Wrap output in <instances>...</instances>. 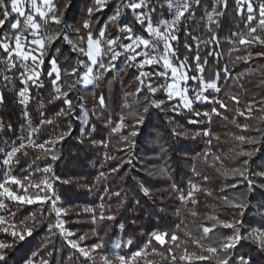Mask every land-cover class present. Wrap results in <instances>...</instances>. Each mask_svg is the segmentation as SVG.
I'll return each mask as SVG.
<instances>
[{
    "label": "trees",
    "instance_id": "1",
    "mask_svg": "<svg viewBox=\"0 0 264 264\" xmlns=\"http://www.w3.org/2000/svg\"><path fill=\"white\" fill-rule=\"evenodd\" d=\"M165 2L150 0L152 4ZM117 3H109L113 9L109 14L97 10L95 0H56L54 7L61 23L41 22L46 37H60L47 40L43 64L38 69V83L43 87H29L25 105L17 95L24 87L17 78L19 67L6 73L12 77L11 83L0 82V182L7 173L3 163L7 154L22 149L11 162L10 172L23 186H29L33 181L39 183L44 176L42 170L50 168L45 175H51L58 195L56 208L64 213L56 215L52 199L43 204L6 201V210L0 214L11 219L15 228L0 226V244L8 246L0 249L5 257L0 264H104L103 257L116 264L114 245L119 242L123 245L121 254L132 259V264H221L229 256V264H239L241 257L250 264H264V236L260 235L264 233V75L252 73L264 68V46L254 41V46L241 45L238 36L233 35L250 39L247 15L237 16L234 0H228L225 15L215 18L217 27L206 18L213 0H200L194 18L180 24L178 40L172 47L180 61L187 58L192 69L189 75H197L193 57L198 54L202 62L207 61L202 65L204 79L210 80L216 73L220 78L219 91L209 96L213 103L200 102L192 111H179L173 108L177 101L166 94L165 79L156 76L161 71L159 66L145 67L149 76L143 85L137 79L138 72L124 66L116 75L112 71L103 73L89 87L81 88L80 82L73 84L80 80L82 71L77 68L79 54L73 45L86 48L85 41L91 35L108 50L107 42L120 38L118 21L109 23ZM89 10L94 14L89 15ZM152 18L157 25L162 19L170 21L172 16L167 8H157ZM16 19L13 16L10 22ZM10 22L0 29V35H12ZM127 23L149 37L135 24L133 16ZM255 24L253 21L252 26ZM66 27L70 29L71 44L63 38ZM209 27L213 32L208 31ZM100 31H104L103 38L99 37ZM185 33L196 37V42ZM212 35L216 41L204 43ZM255 35L264 40V31L258 29ZM196 43H200L199 48ZM5 58L0 51V60ZM51 60L60 71L61 93L53 87L55 76L48 75ZM84 61L90 65L87 58ZM102 63L109 64L108 55ZM0 71H4L3 64ZM71 71L76 75H65ZM148 82L156 89L155 94L145 86ZM65 92L67 95H62ZM57 95L61 99H56ZM101 96L103 108L97 103ZM65 100L71 102V109ZM217 100L227 111L215 103ZM153 102L159 106L152 108ZM214 109L219 116L212 115ZM102 111L109 114V120L104 119ZM194 113L209 115L192 124L190 120H197ZM132 132L137 135L132 136ZM91 174L95 177L89 178ZM249 184L254 185L251 191ZM192 186L199 191H193ZM145 190L148 195H144ZM182 197L188 211L182 208ZM232 203L243 207H230ZM61 218L65 230L74 234L72 240L82 249L97 248L91 251V258L86 259L66 244L57 227ZM228 223L237 225L236 231L247 239L223 252L220 249L224 243L236 235L233 229L220 226ZM205 228L212 231L205 235ZM13 231L24 234V239L14 237ZM28 231L31 235L26 234ZM156 234H167L163 247L153 239ZM173 235L178 237L175 243L170 241ZM208 248H215L216 255L212 256Z\"/></svg>",
    "mask_w": 264,
    "mask_h": 264
},
{
    "label": "snow or ice",
    "instance_id": "2",
    "mask_svg": "<svg viewBox=\"0 0 264 264\" xmlns=\"http://www.w3.org/2000/svg\"><path fill=\"white\" fill-rule=\"evenodd\" d=\"M112 0H95V4L98 6L97 10H102L103 6L107 3H111ZM236 4V15L243 16L247 14V24L246 27L248 28V36L250 39H245L243 36H239L237 33H233V35L238 36L239 42L241 45H253V41L255 44L264 46V40L260 37L256 36L255 33L258 29L264 31V0H260L256 7H253L254 0H234ZM39 4L43 5V8L38 6V0H10V2H6V0H0V29L4 28L6 22H10L13 16L18 17L14 22H10V27L13 30L11 36L8 35H0V51L6 54V58L0 60V64L4 65V71H0V82H7L11 83L12 77L6 75L7 72H13L17 67L21 69L20 76L17 77L20 80V83L24 85L23 89L18 92V97L20 98L21 103L27 105L28 103V96L29 92L28 89L31 86H35L37 88L43 87L42 83H38L40 81L41 73L38 71L43 64V50L45 48L44 40L52 41L53 39H59L60 37H45L44 40L38 37V33L41 31V25L36 21L38 17L39 20L44 21L45 24L51 22L54 24H60L61 19H58L56 16L57 9L53 6V0H39ZM200 6V0H166L165 3H157L152 4L150 0H120V2L116 5V12L110 18L109 23L117 21L121 16L122 12L125 10L131 11L132 14L135 16L136 22L142 25H145V31L149 37H152V42L147 39L142 38H134L131 35V29L124 27L121 28L120 31L126 33L124 38L129 40L131 43L128 45H118L122 47L123 53H128V59L133 62L134 66L138 69H144L146 66L151 67L154 64H160L164 68V73H157V76H162L166 79H170L172 83L166 86V94L169 99L176 98L177 96L181 100L182 104L185 107V110L192 111V104L199 103V102H206V103H213V101L207 100L204 97V92L206 91H219L217 82L219 81L220 74H214V77L210 80H205L203 77L204 67L203 64H206L207 61H201V57L197 54L193 57V64L195 65V71L197 73L196 76L189 77L187 75L188 72L192 71L191 68L188 67L187 58L183 61H180L177 58V53L173 49L172 45L177 42V32L179 31V26L181 23H184L189 18H194V9ZM68 4L65 5V9H67ZM228 7V0H213V8L211 13H206V18L209 24H215L218 27L216 17H222L225 15V11ZM157 8H167L169 10V15L173 18L170 21L167 20H160L156 26H154L151 22V16L156 13ZM89 15H93V10H89ZM62 17V13L60 14ZM253 21H256L255 26L253 25ZM85 28H88V24H84ZM105 27H107L105 25ZM23 28V31L21 29ZM164 29L165 31H161ZM208 31L211 33L213 29L211 27L208 28ZM27 33L33 39L29 40L25 35ZM188 35L194 42H196L197 38L191 36L190 33H185ZM99 37H104V31L99 32ZM67 40V37H64ZM217 37L215 35L211 36L210 41H204L206 44H211L215 42ZM68 43H72L71 41H67ZM87 47L76 49L75 45H73L74 50L81 52L84 56L88 58L91 62V66L87 68V75L83 76L82 79L84 81V86L89 87L94 85L95 80H99L102 78L103 73L112 71L113 64L115 59L121 55L120 52H117L113 45H117V40H111L107 42V48L110 50L113 55L109 58V64L105 65L100 61V57L104 55V51L100 48V39H93L91 35H89L85 41ZM231 43V41H230ZM32 44L35 45V48H27V45ZM158 44L163 45V51L160 52L157 48ZM185 49L188 52L192 51V48L188 45H184ZM196 47H200V43H196ZM39 49L37 53L36 50ZM137 49H141L137 51ZM147 51H144V50ZM234 51H239L238 48H234ZM35 53V54H33ZM210 56L215 55V53L209 52ZM17 58L14 62L13 58ZM142 58V59H141ZM176 60V63H173V60ZM139 61V63H137ZM247 63V59L244 60ZM51 64V71L48 73L49 77L51 78L55 75V80L52 82L53 87L56 93H61V88L58 86V82L60 79V71L57 67L55 60L50 61ZM95 67H99L103 70L100 74H94L93 69ZM187 69V71H185ZM171 73V76H165L166 73ZM65 75L75 76V71L65 72ZM224 75L227 76V70H224ZM146 77V73L140 71L139 77ZM242 78V77H241ZM191 79L194 83L199 85V90H193L196 96V100L193 101L191 98L187 97L186 93L188 92L187 88H181V83L187 84L188 80ZM79 81H73V84L78 83ZM143 84V81H140ZM148 87L149 91L152 94H155L156 89H153L151 85H145ZM72 87V85H69ZM138 94V93H137ZM62 95L66 96L67 93H63ZM56 99H61V95H57ZM235 103H239L238 100L232 98ZM3 103V97L0 96V104ZM97 103L100 105L101 108L105 107L104 97H99ZM215 103L220 104V107L227 111L226 106L221 103L220 101H215ZM65 104L67 105L68 109H71V102L65 100ZM159 106V105H155ZM176 106H173L175 109ZM252 106H249L248 110H251ZM63 114V112L61 113ZM180 113L177 112V115ZM238 115H244L242 112H238ZM194 115L199 116L200 113H194ZM203 115L208 116V113H204ZM212 115L219 116L220 113L215 111L212 112ZM223 118V117H221ZM25 119H27V114H25ZM195 121H189V123H194ZM46 123H52L51 121H46ZM120 129L117 128L116 131ZM132 136H136V132L131 133ZM205 136L209 135V133L205 132ZM242 139V138H241ZM255 141H249V143H254ZM106 146V145H105ZM42 147V146H41ZM22 151V149H15L11 153L7 154V159L3 161L5 165H10L13 159L16 157L17 152ZM242 155H251L248 153H242ZM45 173L51 171L50 168H45L42 170ZM245 180L248 177L244 173H240ZM262 178H264V174H262ZM21 185V181L16 179H7L3 183H0V197H6L8 200H11L17 204H32V203H47L51 197L41 198L40 192L47 190L48 192L51 191V184L47 183V181L43 182V187L40 184L36 185H29L34 189H38L37 194L35 197L29 198L27 196H20L14 195L12 191H10L6 185ZM22 187L23 192L27 193L28 188ZM235 187V186H234ZM254 185L249 184V190L251 191ZM193 191H199L198 188L192 186ZM118 195V193H117ZM144 195H148V192L145 190ZM183 199V197H182ZM188 199H193L191 193H189ZM194 202V201H193ZM55 202H53L54 204ZM233 208H241L243 207L242 204L232 203L229 205ZM0 210H6V204L0 201ZM55 210V209H54ZM56 215L59 217L63 213L60 210H55ZM90 211V210H89ZM195 215V213H193ZM102 219H113V217H101ZM214 219V217H213ZM5 223L4 220L0 219V225ZM57 226L62 228V222L57 221ZM221 227L224 228H231L234 231L237 229V225L228 223V224H221ZM11 227L15 228V225H11ZM205 235L208 232L212 231V229L205 228L203 229ZM14 237H19L20 240L24 239V234L13 231L11 233ZM27 235H31V232L28 231ZM67 236L74 235L71 232L66 233ZM164 235H154L153 239L157 241L162 247L167 242L165 240ZM264 236V233L260 234ZM254 239H258V237L253 234ZM83 238H81L82 240ZM241 239H247V237H241L239 232L236 231V235L233 239L228 240L224 243V246L220 249V251L228 252L229 249L235 247L236 243H238ZM178 240V237L173 235L170 237V241L175 243ZM119 244L114 245V247H119ZM199 246V245H197ZM8 247L7 245L0 244V249ZM69 247L76 249V251L80 252L82 256L86 259L91 258L89 253L84 249L78 247L76 243L69 242ZM98 247H102L98 246ZM262 250H264V244L261 245ZM91 251H97V248H93ZM207 251L212 255L215 256L217 250L215 248H208ZM140 255V253H137ZM171 255V253H170ZM135 258V257H134ZM189 259L190 257H182V259ZM104 264H110L107 257L102 258ZM117 260L120 261V264H126V262L119 256L116 257ZM200 260L206 259V257H199ZM231 257H226L221 261V264H229V260ZM5 257L3 254H0V261H4ZM239 264H250V262L243 257L240 258Z\"/></svg>",
    "mask_w": 264,
    "mask_h": 264
},
{
    "label": "rangeland",
    "instance_id": "3",
    "mask_svg": "<svg viewBox=\"0 0 264 264\" xmlns=\"http://www.w3.org/2000/svg\"><path fill=\"white\" fill-rule=\"evenodd\" d=\"M55 1L56 0H53V6H54V3H55ZM120 2V0H118V3ZM260 2V0H254V3H253V7H256L257 5H258V3ZM117 3V4H118ZM38 6H40L41 8H43V5H40L39 4V0H38ZM103 9L104 10H107L108 12H109V14L110 13H112L113 12V9L112 8H110L109 7V3H107V4H105L104 6H103ZM115 12H116V9L114 10V14H115ZM129 12V11H128ZM113 14V15H114ZM247 15V14H246ZM130 16H132V13L130 12L129 13V15H128V18L130 17ZM133 20L135 21V24H137L140 28H142L144 31H145V29H144V27H142V26H140L139 25V23H137L136 22V20H135V18L133 17ZM36 21L41 25V20H39V18L37 17L36 18ZM118 21V29H119V26H120V20L118 19L117 20ZM44 22V21H43ZM129 25V24H128ZM129 28L132 30L131 31V35L134 37V38H142V39H147V40H149L150 42H152V37H146V36H144L143 34H140V33H138L137 32V30L134 28V27H130V25H129ZM21 31H23V28L21 29ZM25 35L27 36V38H29L30 37V35H28L27 33H25ZM39 33H38V37H39ZM126 35H128V34H126V33H123V34H120V38L119 39H123V37L124 36H126ZM9 36V35H8ZM119 39H117V41L119 40ZM114 46V45H113ZM27 48H35V45H33V46H31V45H27ZM80 48V47H79ZM100 48L104 51V55L102 56V57H100L99 59H100V61L102 62V60H103V58L105 57V56H107L108 55V57L110 56L109 54H110V52H109V50H107V49H104L103 47H102V45H101V43H100ZM157 48L159 49V51L160 52H162L163 51V45L162 44H158L157 45ZM74 49V48H73ZM76 51V50H75ZM36 52L38 53L39 52V49H37L36 50ZM78 54H79V59L77 60V68H81V72H80V80H79V84H80V86H81V88H84L85 86H84V81H83V79H82V77L83 76H86L88 73H87V68L89 67V66H91V62L88 60V62L90 63V65L89 66H87L86 65V63H85V61H84V58H87L86 56H83V54L81 53V52H79V51H76ZM15 58V57H14ZM17 58H15V60H16ZM88 59V58H87ZM142 59V58H141ZM79 60H82L83 61V64H82V66H80L79 64H78V61ZM137 63H139V61H137ZM152 66H159V67H161V71L160 72H157V73H164V68L160 65V64H154V65H152ZM58 67V66H57ZM124 67H127V68H129V69H133V70H135V71H137L138 72V77H139V73H140V71H143L144 73H146V77H140L139 78V82L142 80L143 81V84H144V82H145V80L148 78V74H147V71L145 70V68L144 69H138L137 67H135V66H132V67H128V66H124ZM99 70H100V68L99 67H95L94 69H93V71H94V74H99ZM119 71V70H118ZM185 71H187V69L185 70ZM113 72V71H112ZM156 73V74H157ZM252 73L254 74V75H257V76H262V75H264V68H259V69H255V70H253L252 71ZM114 75H116V74H114ZM187 75L189 76V77H191L190 75H189V72L187 73ZM55 76V75H54ZM157 76V75H156ZM165 76H171V73L169 72V73H166L165 74ZM138 77H137V79H138ZM157 77H162V76H157ZM193 77V76H192ZM162 78H164V77H162ZM165 79V83H164V86H165V90H166V86L168 85V84H170V83H172V81L170 80V79H166V78H164ZM97 80H95V82H96ZM94 82V83H95ZM141 84V83H140ZM143 84H141V85H143ZM197 83H194L191 79H189L188 80V82H187V84H183V83H181V85H180V87L181 88H187L188 89V92L186 93V95H187V97H189V98H191L193 101H195L196 100V96H195V93H194V89L195 90H199V88H196L195 87V85H196ZM148 85H150V83L148 82ZM59 86V85H58ZM60 87V86H59ZM150 92V91H149ZM215 92H217V91H211V90H209V91H206V92H204V97L207 99V100H210V98H209V96H210V94L211 93H215ZM151 93V92H150ZM171 100H175V101H177V104H176V108H177V110H179V111H181V110H185V107H184V105L182 104V102H181V100L179 99V97L177 96L176 98H173V99H171ZM211 101V100H210ZM200 103V102H199ZM199 103H193L192 104V110L194 109V107L197 105V104H199ZM203 103H206V102H203ZM155 105H157V103H155V102H153L152 103V108H156V106ZM204 114V113H203ZM199 115V116H196V118H197V120H191V121H195L194 123H192V124H198V123H200L199 121H198V119L200 118V117H202V116H205V115ZM102 116L104 117V119H106V120H109L110 119V117H109V114L106 112V111H102ZM205 117H207V116H205ZM53 144V143H52ZM6 167H7V173L3 176V181H1L0 183H3L5 180H7V179H15V177H14V175L10 172V170H9V167H10V165H6ZM95 177V175L94 174H91V175H89V178H94ZM45 181H47V183H49V184H51V191L50 192H48L47 190H45V191H41L40 192V196H41V198H47V197H51V199H52V202H55L53 205L54 206H57V203H58V195H57V193H56V190H55V187H54V182L52 181V177H51V175H45V172H44V176H43V178H42V180L39 182V183H36V182H32L31 183V185H36V184H40L41 185V187H43V182H45ZM22 185V184H21ZM21 185H12V184H8V185H6V187L10 190V191H12L13 192V194L14 195H20V196H27V197H29V198H32V197H35L36 196V194H37V191H39L38 189H34V188H32V187H29V186H23V187H27L28 188V192L27 193H25V192H23V190H22V187H21ZM225 190V189H224ZM0 201H2V202H4L5 204H6V201H11V200H8L6 197H0ZM13 202V201H12ZM182 202H183V205H182V208H183V210L184 211H188V208H187V205H186V202L182 199ZM27 204V203H26ZM56 210H60V208L58 207ZM62 213H63V211L62 210H60ZM0 212H1V210H0ZM64 214V213H63ZM62 216V215H61ZM0 219H2V220H4L5 221V223L3 224V225H0L1 227H8V226H10V225H12V220L11 219H9L7 216H5V215H1L0 214ZM62 219V218H61ZM63 222V221H62ZM63 224H64V227L62 228L63 229V231H64V233H60L62 236H63V238H64V240H65V242H66V244L69 246V242H71V243H76L77 245H78V247L79 248H81L80 247V245L76 242V241H73L72 240V236H67L66 235V233H68L66 230H65V223L63 222ZM60 232V231H59ZM156 235H164V234H156ZM120 246L116 249V251L114 252V256H115V258L117 257V256H119V257H121L125 262H126V264H132V259H125V257L121 254V250H123V245H122V243L121 242H119L118 243ZM71 248V247H70ZM73 249V248H72ZM82 249V248H81ZM74 250H76V249H74ZM85 251H87L88 253H89V255H90V257H91V251H88V250H86V249H84ZM137 253H140V255H141V253H142V251L141 252H137ZM137 253L135 254V256H140V255H137ZM116 264H120V261L119 260H117L116 259Z\"/></svg>",
    "mask_w": 264,
    "mask_h": 264
},
{
    "label": "built area",
    "instance_id": "4",
    "mask_svg": "<svg viewBox=\"0 0 264 264\" xmlns=\"http://www.w3.org/2000/svg\"><path fill=\"white\" fill-rule=\"evenodd\" d=\"M130 12H131V11L128 12V10H125V11L122 12L121 16L119 17V20H120L119 31H120L121 28H124V27L129 28V25H128L127 21H128V15H129ZM131 13H132V12H131ZM132 16L135 18V16H134L133 14H132ZM172 18H173V17H172ZM135 20H136V19H135ZM151 22H152V24H153L154 26H156L155 23H154V21H153L152 16H151ZM44 24H45V22H44ZM139 25L142 26V27H144V29H145V25H142V24H139ZM69 31H70V29L66 27V28H65V31H64V34H63V38H64V37H67V40L64 39L65 42H66L67 44H69L67 41H70V40H69V37H68ZM161 31H165V30L162 29ZM120 34H123V32L120 31ZM45 37H46V35H45V32H44V28H42L41 33H40V35H39V38L42 39V40H44ZM124 37H125V36H124ZM124 37H123V39H119V40L117 41V42H118L117 45H114V46H113L117 52H120V53H121V55H119V56L115 59V61H114L113 69H112V71H113L114 74H117L118 70H119L121 67H123V66H128V67H132V66H134L133 62H131V61L127 58L129 54H128V53H123L122 47H119V46H118V45H128V44L131 43L129 40L125 39ZM28 39L31 40V39H33V37H29ZM44 43H45V47H46L47 40H44ZM29 45L33 46L32 44H29ZM75 47H76V49H80L77 45H75ZM140 50H141V49H137V51H140ZM144 51H147V50L145 49ZM44 52H45V48H44V50H43V55H44ZM109 52H110V54H109V55H110L109 58H110V57L113 55V53H112L110 50H109ZM83 56H84V55H83ZM78 64H79L80 66H82L83 61H82V60H79V61H78ZM20 71H21V69H20ZM55 208H56V206H55ZM56 209H57V208H56ZM59 221L62 222L63 220H62V219H59ZM63 222H64V221H63ZM63 222H62V225H63V227H64ZM57 227H58V226H57ZM63 227H62V228H63ZM62 228L58 227L60 233H64V231H63Z\"/></svg>",
    "mask_w": 264,
    "mask_h": 264
},
{
    "label": "crops",
    "instance_id": "5",
    "mask_svg": "<svg viewBox=\"0 0 264 264\" xmlns=\"http://www.w3.org/2000/svg\"><path fill=\"white\" fill-rule=\"evenodd\" d=\"M33 54H35V53H33Z\"/></svg>",
    "mask_w": 264,
    "mask_h": 264
}]
</instances>
